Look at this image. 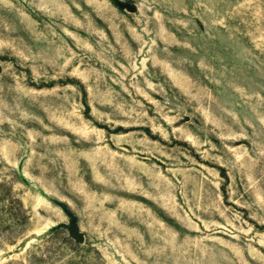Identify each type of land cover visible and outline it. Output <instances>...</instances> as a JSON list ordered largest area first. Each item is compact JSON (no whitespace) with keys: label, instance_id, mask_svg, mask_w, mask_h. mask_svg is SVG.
Here are the masks:
<instances>
[{"label":"rangeland","instance_id":"rangeland-1","mask_svg":"<svg viewBox=\"0 0 264 264\" xmlns=\"http://www.w3.org/2000/svg\"><path fill=\"white\" fill-rule=\"evenodd\" d=\"M0 264H264V0H0Z\"/></svg>","mask_w":264,"mask_h":264}]
</instances>
